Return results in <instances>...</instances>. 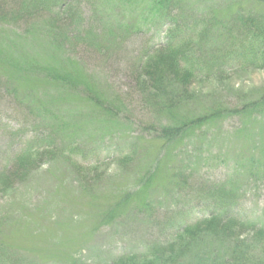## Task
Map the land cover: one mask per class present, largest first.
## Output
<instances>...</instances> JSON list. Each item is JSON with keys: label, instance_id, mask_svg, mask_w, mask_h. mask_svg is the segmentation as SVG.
Wrapping results in <instances>:
<instances>
[{"label": "trees", "instance_id": "1", "mask_svg": "<svg viewBox=\"0 0 264 264\" xmlns=\"http://www.w3.org/2000/svg\"><path fill=\"white\" fill-rule=\"evenodd\" d=\"M8 1L0 0V26L15 29L16 25H24L21 39H30L42 32L50 36L48 41L56 50L71 56L78 44L101 52L106 44L119 40L109 19L105 26L100 20L103 14L95 8V0ZM144 2L151 5L148 13L154 25L150 27L145 22L144 27L133 32L127 30L126 35L128 39L150 35L149 43L153 41L140 55L136 78L141 105L152 116V122L142 125L141 135L137 138H123L124 144L109 148L108 151L116 153V159L121 158L123 167L137 163L141 169H137L140 174L136 191L121 196L115 208L101 216L102 222H117L122 215L135 210L141 213L146 209L148 213L152 205L147 200L138 203L139 198L146 195L150 200L149 192H153L165 175L171 178V191L175 192V197L186 191L187 196L200 192L199 200L205 204L206 215L190 223L182 218V211L173 213L175 217L164 223L169 222V228L174 231L171 240H160L138 252L116 256L108 264H264V227L232 213L240 200L236 191L239 180L255 177L261 169L264 171V130L260 135L255 134L257 124H264V90L239 106H226L219 100L212 108L194 115H191V105L197 99L189 93V87L198 79L213 78L233 67L264 69V0H232L225 7L221 6L224 2H216L203 9L198 7L199 2L194 4L191 0ZM88 15L91 19L97 18L99 26L89 24ZM115 18L116 14L111 17L112 20ZM42 21L44 24H40ZM43 60L29 63L25 58L19 64L0 60L1 75L11 76L19 86L27 87L30 102L41 106L29 113L34 116L35 136L17 153L12 165L0 170V197H10L18 185L26 183L46 162L54 160H63L72 168L79 186L88 188L100 182L97 173L101 162L97 159L107 152L105 142L96 141L90 145L94 159L87 164L80 163L79 158H85L83 149L86 147L65 140L49 108L67 115L62 108H72L71 105L77 102L81 106L88 104L110 122L119 119V109L100 90L83 61L80 62L84 65L77 61L78 65L60 57L61 61L51 62L53 64L45 71L39 68L50 60L42 63ZM47 86L64 93L43 101L36 94L37 88ZM234 117L238 118L239 125L230 134L245 144L238 143L242 152L235 154L233 173L228 172L229 178L214 184L199 183L196 188L192 180L197 162L192 164L191 160L182 158L187 153L180 148L223 133L217 125ZM74 128L82 130L78 126ZM29 131L19 129L18 134L24 136ZM215 140L216 137L212 141ZM251 143L254 150H251ZM148 145L152 151L148 150ZM231 161L227 157L223 163L230 165ZM174 162L177 165L173 166ZM135 199L138 202L134 208H127ZM122 208L127 209L120 213ZM0 264H32L6 244L2 231ZM70 264L84 263L73 260Z\"/></svg>", "mask_w": 264, "mask_h": 264}, {"label": "rangeland", "instance_id": "2", "mask_svg": "<svg viewBox=\"0 0 264 264\" xmlns=\"http://www.w3.org/2000/svg\"><path fill=\"white\" fill-rule=\"evenodd\" d=\"M191 1L194 4L199 2L198 7L201 9L210 8L216 2H224L220 4L224 7L226 3L232 2ZM95 4L98 12L103 14L100 19L103 25L109 19V25L117 31L119 39L106 44L101 52L78 44L73 48L75 51L72 57L64 51L56 50L48 41L50 36L42 32L24 40L20 37L22 30H25L24 25H16L13 27L15 29L0 26L1 61L19 64L25 58L29 63L43 58L42 63L50 60L43 69L39 68L45 71L53 64L51 62L61 61L60 57L66 62L71 60L74 64L83 61L85 65L80 63L92 74L100 90L120 112L119 119H114L112 123L88 104L81 106L77 102L71 105L72 108H62L67 115L49 108L65 140L75 141L86 147L83 149L86 151L83 154L85 158H79L80 163L87 164L94 159L89 146L96 141L105 142L103 145L107 152L97 159L101 162L97 173L100 181L98 184L88 188L79 186L72 168L63 160H54L46 162L30 180L18 185L10 197H0L2 237L6 238V244L20 258L32 264H70L73 260L84 264H108L116 256L138 252L146 245L160 240H171L174 231L169 228V222L164 223L175 217L173 213L182 211V218L190 223L206 215L205 204L199 200L200 192L187 196L186 191L175 197V192L171 191V178L165 175L163 181L154 187L155 194L149 192L150 200L145 195L139 198V202L138 199L132 200L127 207L132 208L137 202L143 204L147 200L152 205L148 213L145 212L146 209H142L141 213L135 210L122 215L117 222H102L104 220L101 216L115 208L114 205L121 196L137 189L136 181L140 174L137 169H141V165L134 163L123 167L121 158L116 159V153L108 150L116 144H124L121 141L123 138H137L141 135L142 125L152 122V116L141 105L136 78L140 55L153 41L149 43L150 35H137L128 39L126 31L133 32L144 27L145 22L150 27L154 23L148 13L151 5L144 0H95ZM115 14L116 18L112 20L111 17ZM91 18L90 15L86 18L88 23L99 26L97 18ZM2 76L0 72V170L12 165L17 153L25 149L29 140L35 136L34 116L29 113L34 108L41 107L30 102L26 94L29 91L27 87L19 86L11 76ZM263 90L264 69L233 67L213 78L203 77L189 87V93L197 99L191 105V115L212 108L214 102L219 100L226 106H239ZM61 93L64 92L52 86L39 87L36 92L43 101ZM62 98L66 99L65 96ZM238 125V118L224 119L217 125L223 133L215 135V142L212 141L215 137L209 136L201 138L192 146L188 144L185 148H180V151L187 153L182 158L191 160L192 164L197 162L195 168L192 166V182L196 183V188L199 183L214 184L229 178L228 172L233 173L235 154L242 152L240 145L245 144L236 135L232 137L230 134ZM257 125L260 128L255 127V134L260 135L264 124ZM74 126L82 130L78 131ZM19 129L30 131L21 136L18 134ZM148 150H153L151 145H148ZM251 150H254L253 143ZM263 150L264 143L262 152ZM259 152L260 148L256 153L258 157ZM227 157L232 159L230 165L223 163ZM175 164L177 165L174 162L173 166ZM263 177L264 171L261 169L257 176L239 180L236 191L240 200L232 212L238 218L252 221L259 227H264ZM127 208H122L120 213Z\"/></svg>", "mask_w": 264, "mask_h": 264}]
</instances>
